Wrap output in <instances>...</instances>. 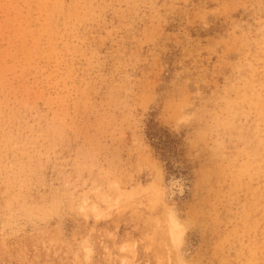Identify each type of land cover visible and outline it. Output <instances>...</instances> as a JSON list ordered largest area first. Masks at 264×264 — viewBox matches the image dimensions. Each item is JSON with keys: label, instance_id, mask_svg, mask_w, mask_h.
I'll list each match as a JSON object with an SVG mask.
<instances>
[{"label": "clouds", "instance_id": "obj_1", "mask_svg": "<svg viewBox=\"0 0 264 264\" xmlns=\"http://www.w3.org/2000/svg\"><path fill=\"white\" fill-rule=\"evenodd\" d=\"M0 264H264V0H0Z\"/></svg>", "mask_w": 264, "mask_h": 264}, {"label": "rangeland", "instance_id": "obj_2", "mask_svg": "<svg viewBox=\"0 0 264 264\" xmlns=\"http://www.w3.org/2000/svg\"><path fill=\"white\" fill-rule=\"evenodd\" d=\"M175 55H177V53L173 54V56H175ZM173 56H170L167 58L169 62L173 59ZM84 195H85V198L87 199L88 195H89L88 190H85ZM101 227H104V225L102 224Z\"/></svg>", "mask_w": 264, "mask_h": 264}, {"label": "bare ground", "instance_id": "obj_3", "mask_svg": "<svg viewBox=\"0 0 264 264\" xmlns=\"http://www.w3.org/2000/svg\"><path fill=\"white\" fill-rule=\"evenodd\" d=\"M176 226L175 225H173V228H175ZM175 238V237H174Z\"/></svg>", "mask_w": 264, "mask_h": 264}]
</instances>
